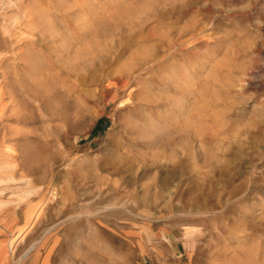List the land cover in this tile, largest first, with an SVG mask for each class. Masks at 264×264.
<instances>
[{"label":"rangeland","instance_id":"rangeland-1","mask_svg":"<svg viewBox=\"0 0 264 264\" xmlns=\"http://www.w3.org/2000/svg\"><path fill=\"white\" fill-rule=\"evenodd\" d=\"M0 264H264V0L7 1Z\"/></svg>","mask_w":264,"mask_h":264},{"label":"built area","instance_id":"built-area-1","mask_svg":"<svg viewBox=\"0 0 264 264\" xmlns=\"http://www.w3.org/2000/svg\"><path fill=\"white\" fill-rule=\"evenodd\" d=\"M10 0H0V8L4 6V4Z\"/></svg>","mask_w":264,"mask_h":264},{"label":"bare ground","instance_id":"bare-ground-1","mask_svg":"<svg viewBox=\"0 0 264 264\" xmlns=\"http://www.w3.org/2000/svg\"><path fill=\"white\" fill-rule=\"evenodd\" d=\"M35 96H36V94H35Z\"/></svg>","mask_w":264,"mask_h":264}]
</instances>
